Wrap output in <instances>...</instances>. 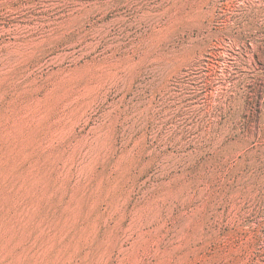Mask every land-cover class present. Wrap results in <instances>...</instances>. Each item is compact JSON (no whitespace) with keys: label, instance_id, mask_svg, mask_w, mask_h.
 <instances>
[{"label":"rangeland","instance_id":"374dc122","mask_svg":"<svg viewBox=\"0 0 264 264\" xmlns=\"http://www.w3.org/2000/svg\"><path fill=\"white\" fill-rule=\"evenodd\" d=\"M0 264H264V0H0Z\"/></svg>","mask_w":264,"mask_h":264},{"label":"trees","instance_id":"16d2710c","mask_svg":"<svg viewBox=\"0 0 264 264\" xmlns=\"http://www.w3.org/2000/svg\"><path fill=\"white\" fill-rule=\"evenodd\" d=\"M208 142H212V139L209 138ZM209 165V159H203L202 161H199L196 165H191L186 169L184 176V179L182 180L183 184L185 185L184 188H182L181 192L183 196H190L192 198V203H190L193 206V198L199 197L202 193H205V196L208 195L209 190L206 187L200 188V183L204 186L208 185L210 176L209 173L206 172L208 170ZM201 170L205 171V174L201 175ZM197 201H195V204ZM191 206V207H192Z\"/></svg>","mask_w":264,"mask_h":264}]
</instances>
